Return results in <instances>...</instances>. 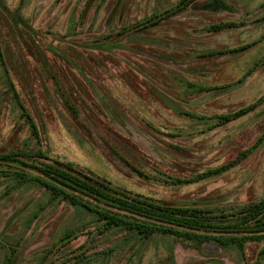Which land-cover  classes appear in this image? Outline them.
I'll use <instances>...</instances> for the list:
<instances>
[{
    "label": "rangeland",
    "instance_id": "obj_1",
    "mask_svg": "<svg viewBox=\"0 0 264 264\" xmlns=\"http://www.w3.org/2000/svg\"><path fill=\"white\" fill-rule=\"evenodd\" d=\"M1 1L28 27L0 9V264H264L106 228L38 171L218 214L263 200L264 0Z\"/></svg>",
    "mask_w": 264,
    "mask_h": 264
},
{
    "label": "trees",
    "instance_id": "obj_2",
    "mask_svg": "<svg viewBox=\"0 0 264 264\" xmlns=\"http://www.w3.org/2000/svg\"><path fill=\"white\" fill-rule=\"evenodd\" d=\"M197 1L200 0H182L176 11L182 12ZM0 9L13 24L28 27L1 0ZM232 25L223 24L221 28ZM249 111L250 108H244L222 117V121L230 122ZM31 127L36 133V126L32 121ZM263 138L264 134L260 141ZM247 153L244 152L238 160L220 171L236 165ZM38 171L45 176L46 179L42 181L51 194L64 197L72 205L96 214L106 228L129 230L145 239H150L157 233L171 235L196 250H202L204 244H215L223 250L231 248L244 253L249 245L255 244L259 247L257 261L264 259V199L231 213L218 214L210 210L132 197L104 182L93 181L86 175L75 173L71 166H46ZM79 194L89 197L94 204L78 197Z\"/></svg>",
    "mask_w": 264,
    "mask_h": 264
},
{
    "label": "water",
    "instance_id": "obj_3",
    "mask_svg": "<svg viewBox=\"0 0 264 264\" xmlns=\"http://www.w3.org/2000/svg\"><path fill=\"white\" fill-rule=\"evenodd\" d=\"M204 8L208 10H227V6L217 1L208 3L207 5L204 6Z\"/></svg>",
    "mask_w": 264,
    "mask_h": 264
}]
</instances>
